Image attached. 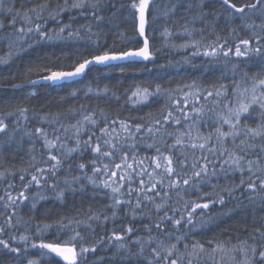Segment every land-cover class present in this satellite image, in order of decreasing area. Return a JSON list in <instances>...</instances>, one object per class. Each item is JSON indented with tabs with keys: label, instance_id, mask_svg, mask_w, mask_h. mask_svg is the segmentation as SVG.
Returning <instances> with one entry per match:
<instances>
[{
	"label": "snow or ice",
	"instance_id": "1",
	"mask_svg": "<svg viewBox=\"0 0 264 264\" xmlns=\"http://www.w3.org/2000/svg\"><path fill=\"white\" fill-rule=\"evenodd\" d=\"M220 3L228 11L230 19L244 21L250 18V14H259L262 23L259 25L246 23L245 27L251 35L247 39L237 35L238 43H235L234 47L230 46L227 39L217 36L216 41L205 46L206 50L202 54L206 57L222 55L225 58L230 56L249 58L250 54L264 57V0H239V3L237 0H220ZM195 6L201 9L198 19L203 27L199 34L203 36L204 28L209 26L207 14L202 11L203 0H199V4ZM46 7L47 5H39V11L37 8L29 11L36 13L39 20L43 19L40 12ZM127 7L133 18L138 21V35L143 38L142 47L121 48L115 44L109 46L101 43L100 37L92 32L89 25L87 39L92 42L93 50L88 51L87 55L77 52L80 59L71 66L72 70L45 69L50 74L41 78L51 82L72 79L84 75L93 65L119 67L123 72L124 65H115L112 62L127 61L129 64H134L153 60L154 49L146 35L148 17L152 15L153 19H156L161 15L165 18L175 15L177 4L172 3L170 7L166 4V11L162 13L157 0H128ZM193 7V4H189V8ZM68 8H90L92 17L98 24L103 20L98 14L102 10L101 0H96L95 3L75 0L70 5L68 0H64V6L57 5L55 15L50 14V18L55 20ZM5 9L12 15L11 24L14 27L15 18L20 13L12 7H7L6 0H0V12ZM23 19L32 23L27 14ZM196 19L197 17L193 18V24ZM2 28L4 24L0 23V29ZM66 30L69 37L83 38L79 30L71 29V24L59 28L60 33ZM16 31L21 34L35 31L41 38H48L47 31L42 30V25L39 23H36L34 28L28 27L25 30L21 27ZM193 32L195 29L188 31L185 25L184 33L188 37H192ZM232 34H235L234 29ZM162 35L167 38L171 32L165 28ZM200 46V41L192 40L191 43H185L180 47L196 49L192 53L195 56L201 54ZM245 80H250L249 86H242L233 81L231 88L225 84L213 85L211 88L203 89L199 94L184 92L183 88L174 90L184 92L182 99H175L172 92L162 89L159 85L156 86L155 92H150L148 88H137L132 95L140 96L144 101L149 97L161 95L171 101L167 111L151 121L141 118L129 122L118 117L109 118L103 116L102 110L99 111V117L97 111L89 110L75 124L70 125L61 123L60 116H46L44 120L51 125L52 131L37 127L34 133H29L42 143L43 152L39 161L30 164L32 171L25 169L19 174L22 187L15 197L10 191L15 190L14 183H8L4 195L0 196V201L4 202L5 212L11 209L10 214L0 213L4 215V222L0 224V234L16 227L13 223L15 210L29 200L26 193L33 186L40 189L47 184L49 188L56 190V178L66 171L64 166L67 164L68 173L75 166L94 187L110 190L111 204L106 211H111L112 216L105 214L101 220L99 214L89 210L84 219L62 218L54 226L45 225L43 229L37 227L40 242L32 243L30 247L39 249L40 256L46 258L47 264H52L53 260L55 264L61 262L80 264L85 254L95 253L97 250L95 244L91 247L84 246V236L81 232H94L93 223L115 220L118 211L125 208L128 211L124 215L131 219L132 224L118 230L113 229L110 235L106 233L96 243L102 244L107 239L110 245L115 244L117 249H124L126 240L139 231L133 225L137 221L143 223L147 220L148 223L143 228L147 237L137 236L132 240V244L138 246L140 252L126 259L139 257L142 264H193L194 259L198 261L200 254L205 252V247L197 241H192L189 247V244L185 243L187 236L184 233L177 235L181 226L192 224L197 210L203 214V210L209 209L216 203L223 205L225 197L234 198L236 192H240L241 197L248 193L250 202L252 194L264 193V77L257 75L249 78L245 74ZM196 87L195 82L184 86L188 89ZM92 91L91 88L88 89V92ZM107 92V89L97 90L95 95H107ZM71 95L76 96L77 93L73 92ZM201 101L204 103L201 104ZM18 111L24 119H27L25 116L27 109L21 108ZM252 112H258L260 115L255 127L246 122ZM18 123L17 121V124L13 125L14 132L19 130ZM57 124L59 128L56 127ZM205 125H211L207 135L199 132V128ZM173 126L177 129L183 128L184 131L168 132L167 129ZM194 128L197 130L195 137L192 136ZM0 134L8 136L9 140L12 139L9 135V125L3 119H0ZM145 135L152 139L153 143L144 146L152 149L154 154L141 157L139 150L144 144ZM157 136L160 137L159 141L155 139ZM169 139L171 143L168 142ZM85 153L90 154L88 163H76V158L83 159ZM32 160L36 161V157L33 156ZM89 169L92 176L87 175ZM234 174H239V184L233 183L221 188L217 193L219 180L221 178L233 180ZM13 176L15 178V174ZM245 176L247 179L244 178ZM80 178L73 176L72 181H78ZM0 179L7 182V177L3 173H0ZM213 180L217 183H212ZM65 184L68 185L69 181L65 180ZM204 188H209L211 191L200 194ZM190 191L198 194L197 201L184 200L181 193L188 194ZM58 196H63L62 190L58 192ZM179 201H184L183 209L173 206ZM261 203L264 204V196H261ZM53 227L55 232L51 234V240H46L44 233L50 232ZM153 232L156 233L155 236ZM250 236L253 240L251 245L247 241L241 244L240 251L245 257L244 264H264V232L256 229ZM10 239L15 241L16 237L11 236ZM19 240L27 243L28 237L21 235ZM181 244H183V252L179 248ZM0 246L17 255L21 252L18 247L10 248V242L2 238H0ZM146 247L150 250L148 256L144 255ZM217 249L223 251V248L217 245L213 248V252ZM24 251L27 253L28 248L26 247ZM27 264H41V261L27 259Z\"/></svg>",
	"mask_w": 264,
	"mask_h": 264
},
{
	"label": "trees",
	"instance_id": "2",
	"mask_svg": "<svg viewBox=\"0 0 264 264\" xmlns=\"http://www.w3.org/2000/svg\"><path fill=\"white\" fill-rule=\"evenodd\" d=\"M68 2L70 5L75 0H68ZM95 2L96 0H88V3ZM237 2L239 3V0ZM127 3L128 0H101L102 10L98 14L103 17V20L98 24L92 17L90 8H68L55 20L51 19L50 14L55 15L57 5L64 6V0H14L10 4L6 0V6L14 8L20 15L16 16V24L13 27L12 15L6 9L0 12V23L4 24V28L0 29V119L5 120V123L9 125V135L12 136L9 140L8 136L0 134V173L7 177V182L0 179V196L4 195L8 183H14L15 190L10 191L15 197L22 187L18 178L19 174L25 169L32 171L30 164L39 161L43 152L42 143L36 136L29 133H34L37 127H44L51 132V125L44 120L46 116H60L61 123L70 125L75 124L89 110L97 111L98 117L99 111L102 110L103 116L109 118L118 117L129 122L141 118L151 121L166 112L171 101L162 95L149 97L144 101L142 97L132 95L137 88H148L150 92H155L156 86L159 85L162 89L172 92L175 99H182L184 92L199 94L203 89L219 84H225L231 88L233 81L242 86H249L250 83L245 80V74L248 72L256 76L263 74L264 77L262 70L264 67L258 62L260 60L257 55L233 60L231 57L225 58L222 55L206 57L202 54L206 50L205 46L216 41L217 36L227 39L230 46L238 43L237 35L240 38H249L251 32L245 24H261L259 15L250 14V18L244 21L230 19L228 11L220 1L203 0L202 11L207 14L209 26L204 28L203 36H201L199 32L203 26L198 19L201 9L195 6L199 4V0H157L161 13L166 11V4L170 7L172 3H175L177 7L175 15L167 18L162 15L156 19H153L152 15L148 17L146 35L154 49L153 60L144 63L120 64L125 66L123 72L119 67L95 65L81 80L57 87L51 84L26 86L32 81L49 75L50 72L45 69L72 70L71 66L80 59L77 52L87 55L88 51L93 50L92 42L87 39L89 25L92 32L100 37L101 43L109 46L115 44L121 48L142 47L143 40L138 35V21L131 15ZM189 4H193L194 7L189 8ZM39 5H47V7L40 12L43 19L38 20L36 13L30 12L29 9L37 8L39 11ZM25 14L35 19V23L42 25V30L47 31L48 38H41L35 31L25 32V34L16 31L18 25L25 30L33 27L25 24L23 19ZM194 17L197 19L193 24ZM65 24H71L73 31L79 30L83 38L69 37L68 30L60 33L59 28ZM185 25L188 31L195 29L192 37L184 33ZM165 28L171 32L167 38L162 35ZM233 29L235 34H232ZM15 38L17 40H13ZM21 39H24L23 42ZM192 40L200 41V55H192L196 51L194 48L180 47L185 43H191ZM261 60L263 61L264 58ZM247 77H249L248 74ZM193 82L197 85L196 88H184L185 85H191ZM89 88L93 91L88 92ZM180 88H183L184 92L174 91ZM103 89L108 90L107 95H95L97 90ZM73 92L77 95L72 96ZM203 103L201 101V104ZM21 108L27 109L25 113L27 119L20 115L18 110ZM259 119V113L253 112L246 122L255 127ZM17 121L19 130L14 132L13 125H16ZM56 127L59 128V124ZM210 130L211 125L199 128V132L204 135H207ZM167 131L183 132L184 129L173 126ZM196 134L197 130L194 128L192 136L195 137ZM122 135L126 134L122 133ZM155 139L159 141L160 137L157 136ZM168 142L171 143V140L169 139ZM151 143L153 140L145 135L144 144L139 150L141 157L154 154L152 149L144 146ZM196 155H199L198 151ZM33 156L36 157V161L32 160ZM89 157L90 154L85 153L83 159L77 157L75 162L88 163ZM64 167L66 171L56 178V190L49 188L47 184L40 189L33 186L26 193L29 200L16 208V214L13 217L16 227L0 234V238L9 241L10 248L18 247L21 252L17 255L0 246V264H27V259L40 260L41 264H47L46 258L40 256V250L30 247L32 243L40 242L37 227L43 229L45 225L54 226L62 218L84 219L89 210L99 214L101 220L105 214L112 216L111 211H106L111 204L110 190L94 187L75 166L70 173L67 172L68 165L65 164ZM87 175L92 176L90 169ZM73 176L81 178L73 182ZM244 178L247 179L246 176ZM65 180L69 181L68 185L65 184ZM239 181V174H234L233 180L221 178L216 192L219 193L221 188L233 183L239 184ZM51 182L50 180L49 183ZM212 183L215 184L217 181L213 180ZM61 190L63 196L59 197L58 192ZM208 191L211 189L204 188L200 194ZM181 195L187 201L198 200V194L191 191L188 194L182 192ZM248 196L249 194L245 193L241 197L240 192H236L234 198L225 197L223 205L216 203L209 209L203 210V214L197 210L192 224L181 226L177 235L184 233L187 236L185 243H188L189 247L192 241L202 243L205 247V252L200 254L198 261L194 259L193 264H204L208 261L207 257L214 253L213 248L217 245H220L226 253L234 249L236 259H241L244 256L240 251L242 242L247 241L251 245L253 240L250 234L256 229L264 232V204L261 203V196H264V193L252 194L251 202ZM173 200H176L175 196ZM183 203L184 201H179L173 206L183 209ZM127 211L126 208L118 211L117 218L109 219L107 223H93L94 232H81L84 236V246L91 247L95 244L97 250L95 253L85 254L80 264H142L139 257L126 258L140 252V248L132 244V240H135L137 236L147 237V233L143 231L145 224L148 223L147 220L143 223L137 221L133 225L139 231L126 240L124 249H117L115 244L110 245L107 239L102 244L96 243L106 233L110 235L113 229L118 230L132 224L131 219L124 215ZM0 213L4 215L11 213V209L5 212L3 201H0ZM4 215H0V224L4 222ZM54 232L55 227L50 232L44 233V238L51 240V234ZM21 235L28 237L27 243L19 240ZM153 235L155 236L156 233L153 232ZM11 236H15L16 240L12 241ZM26 247L27 253L24 251ZM179 248L181 252L184 251L183 244ZM149 251L146 247L144 255L148 256ZM207 263L210 264V262ZM52 264H55V260Z\"/></svg>",
	"mask_w": 264,
	"mask_h": 264
},
{
	"label": "rangeland",
	"instance_id": "3",
	"mask_svg": "<svg viewBox=\"0 0 264 264\" xmlns=\"http://www.w3.org/2000/svg\"><path fill=\"white\" fill-rule=\"evenodd\" d=\"M12 1H14V0H7L8 4H10V2H12ZM256 15H259V14H256ZM31 21H32V23H28V22L25 21L26 22L25 24L26 25L28 24V25H31V26L35 27V24H36L35 23V19H31ZM19 28H21V25H18V29ZM13 40H17V38H15ZM23 40L24 39H21V42H23ZM250 55L255 56L254 54H250ZM230 57L233 60H237V59L240 60L241 59V58H236L234 56H230ZM257 58L260 60L258 62H260L261 65L263 64V67H264V62H263L264 60L263 61L261 60L264 57L257 56ZM262 70L264 71V68ZM247 74L249 75V77L256 76V75L249 74V72ZM259 76H262L263 77V74H260ZM248 82L250 83V80H248ZM201 224H203V221H201ZM235 255H236V253H235V250L234 249H231V251H229L227 253L225 251L217 250L214 253L209 254V256L207 257L208 258V261H206L204 264H208L207 262H210V264H244L245 257L243 256L241 259H238L237 260ZM250 256L251 255H250V252H249V257Z\"/></svg>",
	"mask_w": 264,
	"mask_h": 264
},
{
	"label": "water",
	"instance_id": "4",
	"mask_svg": "<svg viewBox=\"0 0 264 264\" xmlns=\"http://www.w3.org/2000/svg\"><path fill=\"white\" fill-rule=\"evenodd\" d=\"M218 1H220V0H218ZM146 31H147V26H146ZM141 39L143 40L142 37H141ZM144 62H147V61H140V62H137V63H144ZM112 63L120 65V64H127L128 62L127 61H116V62H112ZM93 66H95V65H93ZM93 66H91V67H93ZM86 73H87V71H86ZM85 74L81 75V76H78V77H74L72 79H66V80H62V81H58V82H51V81H47V80L41 79V80L35 81V83L31 82V83H29L27 85L28 86H35V85H38V84H51L53 86H61V85L65 84V83H72V82H75V81H79L85 76Z\"/></svg>",
	"mask_w": 264,
	"mask_h": 264
},
{
	"label": "bare ground",
	"instance_id": "5",
	"mask_svg": "<svg viewBox=\"0 0 264 264\" xmlns=\"http://www.w3.org/2000/svg\"><path fill=\"white\" fill-rule=\"evenodd\" d=\"M42 79V78H41ZM41 79H38V80H41ZM35 81H37V80H35ZM76 82V81H75ZM31 83V82H30ZM29 84V83H28ZM39 85V84H38ZM26 86H28V85H26ZM35 86H37V85H35ZM57 87V86H56Z\"/></svg>",
	"mask_w": 264,
	"mask_h": 264
}]
</instances>
